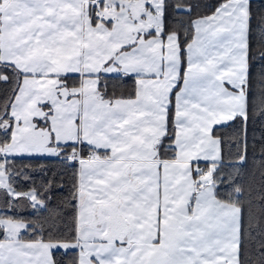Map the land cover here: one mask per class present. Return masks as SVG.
<instances>
[{
	"label": "snow or ice",
	"instance_id": "1",
	"mask_svg": "<svg viewBox=\"0 0 264 264\" xmlns=\"http://www.w3.org/2000/svg\"><path fill=\"white\" fill-rule=\"evenodd\" d=\"M180 13L191 16L192 7L0 0V81L15 84L0 99L5 208L9 197L45 207L51 188L18 192L10 157L79 163L72 228L0 211V264H59V249L79 250L72 264H241L236 164L246 158L250 114L264 117V79L254 91L251 74V62L264 61V14L254 15L252 0H222L211 15L190 19L185 61L181 33L169 24H182ZM107 73L134 76L132 95L106 98ZM233 147L236 160L226 163ZM29 233L40 235L25 240Z\"/></svg>",
	"mask_w": 264,
	"mask_h": 264
},
{
	"label": "trees",
	"instance_id": "2",
	"mask_svg": "<svg viewBox=\"0 0 264 264\" xmlns=\"http://www.w3.org/2000/svg\"><path fill=\"white\" fill-rule=\"evenodd\" d=\"M185 7H192L191 16L187 13H180L179 16L183 23L178 21H169L170 26L181 33L180 40L183 49V58L186 61V45L191 42L194 36V29L188 21L198 17L212 14L222 0H175ZM253 13L256 16L264 14V0H252ZM259 35L253 37V50H259L261 45L258 43ZM251 67L253 90H257L259 82L264 79V61L253 60ZM186 67V64H185ZM78 79V76H73ZM15 86L14 82L0 81V99L11 95V89ZM136 87V78L134 76L123 74L101 75L100 89L106 93V98H118L131 96ZM239 124V122H237ZM237 126L234 125L233 128ZM233 128H222L220 133L227 134L226 139L239 140V136L233 132ZM247 152L243 162H237L236 167L239 173L237 184L243 189L239 196V201L243 206L246 235L241 247V264H264V117H258L250 114L247 123ZM71 151V149H68ZM82 154L86 157L88 146L83 145ZM237 147H233L232 157H226V163L229 159L235 161ZM12 167L10 177L12 186L18 192H26L32 188H38L42 192L49 183L46 196V206H37L33 208L27 198L17 199L8 198L11 208H5V200L0 192V211L16 219H22L25 222L35 224H44L55 220L61 232H67L72 228L73 217L75 215L73 203L70 202L73 193V184L75 183V173L79 168L78 161H73L65 157H10ZM226 172H231V168L225 167ZM221 191H230L228 188H222ZM45 198L44 196L41 197ZM251 227L248 228V225ZM40 234L29 233L24 236L25 240L36 239ZM0 238H3L0 236ZM79 250L59 249L54 252V257L59 264H72L73 259L78 256Z\"/></svg>",
	"mask_w": 264,
	"mask_h": 264
},
{
	"label": "crops",
	"instance_id": "3",
	"mask_svg": "<svg viewBox=\"0 0 264 264\" xmlns=\"http://www.w3.org/2000/svg\"><path fill=\"white\" fill-rule=\"evenodd\" d=\"M211 15V14H210ZM191 43V42H190ZM186 55H187V50H186ZM110 74H123V73H107V74H103V75H110ZM123 75H125V74H123ZM73 76H78V74L77 75H73ZM127 97H129V96H127ZM127 97H124V98H127ZM118 98H120V97H118ZM37 157V156H36ZM40 157H56V156H52V155H45V156H40ZM201 166H204L203 164L201 165Z\"/></svg>",
	"mask_w": 264,
	"mask_h": 264
}]
</instances>
